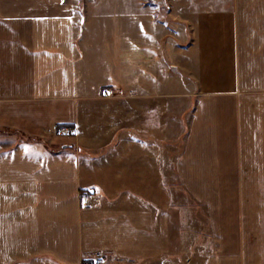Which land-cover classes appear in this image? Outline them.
<instances>
[{"label": "crops", "instance_id": "1", "mask_svg": "<svg viewBox=\"0 0 264 264\" xmlns=\"http://www.w3.org/2000/svg\"><path fill=\"white\" fill-rule=\"evenodd\" d=\"M99 252L264 264V0H0V264Z\"/></svg>", "mask_w": 264, "mask_h": 264}, {"label": "rangeland", "instance_id": "2", "mask_svg": "<svg viewBox=\"0 0 264 264\" xmlns=\"http://www.w3.org/2000/svg\"><path fill=\"white\" fill-rule=\"evenodd\" d=\"M178 198L176 196V203L184 211L185 220L180 224L179 231L181 239L185 240L189 256L193 255H206L209 253L208 248L210 244L208 231L207 210L205 207L200 206L199 203L192 200L190 195L184 189L178 187ZM194 242L196 244H194ZM196 247V248H195ZM125 264H130L125 261Z\"/></svg>", "mask_w": 264, "mask_h": 264}, {"label": "built area", "instance_id": "3", "mask_svg": "<svg viewBox=\"0 0 264 264\" xmlns=\"http://www.w3.org/2000/svg\"><path fill=\"white\" fill-rule=\"evenodd\" d=\"M63 133V130L56 131L57 136H61ZM83 264H125V260L113 258L106 253L99 252L84 258Z\"/></svg>", "mask_w": 264, "mask_h": 264}, {"label": "trees", "instance_id": "4", "mask_svg": "<svg viewBox=\"0 0 264 264\" xmlns=\"http://www.w3.org/2000/svg\"><path fill=\"white\" fill-rule=\"evenodd\" d=\"M31 140V139H30Z\"/></svg>", "mask_w": 264, "mask_h": 264}]
</instances>
